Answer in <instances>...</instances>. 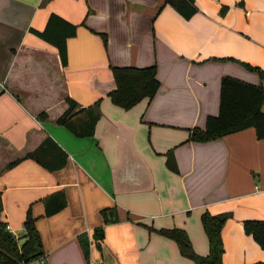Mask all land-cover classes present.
<instances>
[{
	"label": "crops",
	"instance_id": "obj_1",
	"mask_svg": "<svg viewBox=\"0 0 264 264\" xmlns=\"http://www.w3.org/2000/svg\"><path fill=\"white\" fill-rule=\"evenodd\" d=\"M193 3L184 18L164 0H0V217L17 236L28 208L36 217L44 261L26 264H192L158 229L182 227L204 254V209L231 212L220 229L223 264L264 260L241 227L243 218H264V137L247 126L206 141L188 138L189 127L217 112L222 74L264 88V76L241 64L264 69V0ZM51 11L78 24L65 65L30 29H42ZM153 63L160 85L152 98L129 108L111 101L110 65ZM67 97L82 106L98 101L91 135L56 122ZM42 111L45 118L37 116ZM48 135L67 153L53 170L26 156ZM59 190L65 204L45 214L46 197ZM103 207H114L116 219L105 221Z\"/></svg>",
	"mask_w": 264,
	"mask_h": 264
},
{
	"label": "trees",
	"instance_id": "obj_2",
	"mask_svg": "<svg viewBox=\"0 0 264 264\" xmlns=\"http://www.w3.org/2000/svg\"><path fill=\"white\" fill-rule=\"evenodd\" d=\"M171 5L184 18H188L196 10L193 0H164V4ZM227 8L220 5L218 13L221 15ZM77 23L71 22L60 14L51 11L42 29L30 27L44 40L53 44L59 53L63 65L67 63V38L76 34ZM104 44L107 36L100 33ZM241 64L254 70L259 76H264V69L241 61ZM114 86L107 94L111 101L124 108H129L143 97L152 98L157 92L160 81L156 74V64L148 65H110ZM264 99V88L261 84L252 83L232 75L222 74L218 84V107L215 114H207L202 127L194 125L188 128V138L195 141H206L227 132L252 126L257 138L264 137V113L260 105ZM66 109L57 116L56 122L65 125L74 134L79 136L91 135L98 118L95 110L98 101L88 105H80L78 101L67 97ZM74 111V112H73ZM45 118L44 111L37 114ZM26 156L32 157L46 168L53 170L63 166L67 153L49 135ZM165 162L172 169L175 167L170 149L165 151ZM53 199L57 202L53 203ZM65 204L63 191H56L45 199V214L49 215L59 210ZM2 200L0 194V213ZM101 212L105 221L116 219L114 207H103ZM230 211L210 212L206 209L199 214V221L207 239V251L204 254L195 252L186 231L180 226L161 227L158 231L173 239L181 255L189 257L192 264H223L221 254L223 250L220 229ZM36 217L30 208L26 210L23 224L24 233L17 236L0 217V264H26L44 255V247L39 230L35 224ZM242 230L264 249V218L241 219ZM85 235V234H84ZM103 236L102 226L96 227L93 237L96 246L100 248V239ZM24 239L19 242L18 238ZM84 254L88 256V243L80 235ZM94 264H113L111 262H97ZM247 264H264V260H254Z\"/></svg>",
	"mask_w": 264,
	"mask_h": 264
},
{
	"label": "built area",
	"instance_id": "obj_3",
	"mask_svg": "<svg viewBox=\"0 0 264 264\" xmlns=\"http://www.w3.org/2000/svg\"><path fill=\"white\" fill-rule=\"evenodd\" d=\"M3 87H4V86H3V83L0 82V91L2 90ZM40 259H41L42 261H44L42 257H41Z\"/></svg>",
	"mask_w": 264,
	"mask_h": 264
},
{
	"label": "water",
	"instance_id": "obj_4",
	"mask_svg": "<svg viewBox=\"0 0 264 264\" xmlns=\"http://www.w3.org/2000/svg\"><path fill=\"white\" fill-rule=\"evenodd\" d=\"M74 112V111H73Z\"/></svg>",
	"mask_w": 264,
	"mask_h": 264
}]
</instances>
